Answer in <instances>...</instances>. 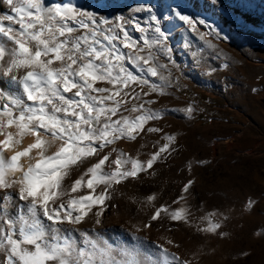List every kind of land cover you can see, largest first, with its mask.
Returning <instances> with one entry per match:
<instances>
[{
    "label": "snow or ice",
    "instance_id": "snow-or-ice-1",
    "mask_svg": "<svg viewBox=\"0 0 264 264\" xmlns=\"http://www.w3.org/2000/svg\"><path fill=\"white\" fill-rule=\"evenodd\" d=\"M210 2L221 14L231 11L246 20L242 9L252 0H231L235 5L231 9L224 7V0ZM0 3L8 9L0 14V83L8 86L7 92L0 87V100L5 101L0 104V264H199L203 249L183 259L156 245L158 258L141 261L135 245L117 248L75 226L89 212L100 224L115 185L138 180L140 173L154 175L149 172L154 164L175 151L171 145L176 138L167 134L166 142L146 161L133 159L116 146L136 141L142 133L163 131L146 127L162 115L149 107L156 101L146 97L166 95L172 84L168 64L159 62L164 55L175 65L166 24L182 22L213 50L216 45L206 38L227 36L206 17H194L176 3L169 4L167 11L139 4L129 10L133 15L114 18L82 9L71 0ZM181 111L191 116L194 108L188 105ZM124 112L138 114L133 118ZM25 138L26 145L22 144ZM85 163L90 166L73 181L70 192L86 187L88 194L65 202L69 194L65 178ZM193 184L189 180L174 203L187 204L185 194ZM99 186L103 188L97 193ZM157 198V194L143 200L130 198L153 209L136 232L167 219L195 227L198 233L225 237L219 231L222 223L212 219L216 213L200 218L206 222L204 227L193 225L187 207H156ZM252 204L248 202L249 207ZM165 243L179 247L166 237Z\"/></svg>",
    "mask_w": 264,
    "mask_h": 264
},
{
    "label": "rangeland",
    "instance_id": "rangeland-1",
    "mask_svg": "<svg viewBox=\"0 0 264 264\" xmlns=\"http://www.w3.org/2000/svg\"><path fill=\"white\" fill-rule=\"evenodd\" d=\"M71 3L113 18L133 15L129 10L139 4H152L158 11H167L169 4L176 3L194 17H206L227 36V39L207 37L216 45L213 50L182 22L173 20L166 24L175 65L164 55H160L159 62L168 64L172 84L166 95L153 93L146 97L156 101L149 107L162 114L146 127L163 131L142 133L136 141H121L116 146L131 158L146 161L166 142L163 137L167 134L176 138L171 145L175 151L163 154L167 158L154 164L149 170L154 175L140 173L138 180L115 185L100 224L95 223L89 212L75 227L117 248L135 245L141 261L146 257L158 258L155 246L163 245L183 259H190L192 253L203 249L204 255L197 258L199 264H264V0H252L242 9L246 20L231 11L221 14L210 0H112L103 4L86 0L84 5L71 0ZM224 7L231 9L235 5L224 0ZM7 11V6L0 3V14ZM198 27L204 31L203 26ZM132 34L137 38L140 35ZM193 52L199 55L193 57ZM0 87L8 91L6 83H0ZM4 102L0 100V104ZM188 105L194 108L191 116L181 111ZM123 114L134 118L138 113ZM26 141L27 138L22 144ZM89 166L85 163L65 178L63 185L69 190L63 198L65 202L88 194L86 187L77 193H71L70 188ZM189 180L194 184L185 194L187 204L174 203ZM102 188L97 187L96 192ZM149 194H157L156 207H187L193 225L204 227L206 222L200 218L216 213L212 219L222 223L219 231L225 237L198 233L195 227L167 219L136 232V227L148 221L153 209L132 203L130 198L143 200ZM249 201L253 202L251 207ZM135 237H140V241ZM165 237L179 247L166 244ZM114 255L121 258L118 253Z\"/></svg>",
    "mask_w": 264,
    "mask_h": 264
},
{
    "label": "bare ground",
    "instance_id": "bare-ground-1",
    "mask_svg": "<svg viewBox=\"0 0 264 264\" xmlns=\"http://www.w3.org/2000/svg\"><path fill=\"white\" fill-rule=\"evenodd\" d=\"M85 1H86V0H74L75 3H80V4H83V5L86 4ZM91 1H92V0H91ZM104 1H112V0H104ZM230 1H231V0H230ZM93 2L99 4V3H98V0H93ZM116 2H117V1H116ZM26 142H27V141H26ZM23 144H24V143H23ZM25 145H26V144H25ZM115 210H118V209L116 208ZM116 212H118V211H116Z\"/></svg>",
    "mask_w": 264,
    "mask_h": 264
}]
</instances>
